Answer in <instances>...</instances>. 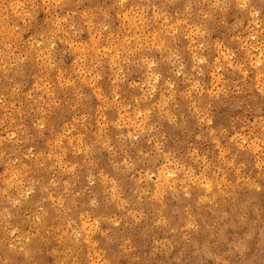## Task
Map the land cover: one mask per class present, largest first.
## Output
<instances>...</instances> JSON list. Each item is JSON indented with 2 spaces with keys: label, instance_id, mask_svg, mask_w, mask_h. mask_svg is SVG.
<instances>
[{
  "label": "rangeland",
  "instance_id": "1",
  "mask_svg": "<svg viewBox=\"0 0 264 264\" xmlns=\"http://www.w3.org/2000/svg\"><path fill=\"white\" fill-rule=\"evenodd\" d=\"M0 264H264V0H0Z\"/></svg>",
  "mask_w": 264,
  "mask_h": 264
},
{
  "label": "bare ground",
  "instance_id": "2",
  "mask_svg": "<svg viewBox=\"0 0 264 264\" xmlns=\"http://www.w3.org/2000/svg\"><path fill=\"white\" fill-rule=\"evenodd\" d=\"M218 49V48H217ZM14 154V153H13ZM49 159V158H48ZM47 176V175H46ZM2 179V178H1ZM45 180V179H44ZM2 185V184H1ZM51 186V185H50ZM9 195V194H8ZM59 209V208H58ZM33 210V209H32ZM69 210V209H68ZM27 212V211H26ZM65 212V211H64ZM34 214V213H33ZM66 215V213H64ZM72 219V218H71ZM37 230V229H36ZM8 232V231H7ZM68 239V238H67ZM8 240V239H7ZM5 242V241H4ZM57 256V255H56Z\"/></svg>",
  "mask_w": 264,
  "mask_h": 264
}]
</instances>
